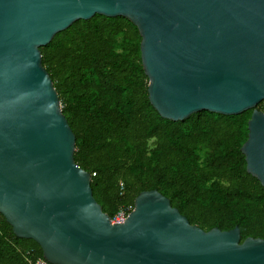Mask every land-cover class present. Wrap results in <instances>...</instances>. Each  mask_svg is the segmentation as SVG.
Returning <instances> with one entry per match:
<instances>
[{"label": "water", "instance_id": "obj_1", "mask_svg": "<svg viewBox=\"0 0 264 264\" xmlns=\"http://www.w3.org/2000/svg\"><path fill=\"white\" fill-rule=\"evenodd\" d=\"M93 14L136 26L160 117L251 109L240 151L264 187V0H0V214L13 234L50 264H264V239L205 231L156 189L121 222L94 200L38 49Z\"/></svg>", "mask_w": 264, "mask_h": 264}, {"label": "trees", "instance_id": "obj_2", "mask_svg": "<svg viewBox=\"0 0 264 264\" xmlns=\"http://www.w3.org/2000/svg\"><path fill=\"white\" fill-rule=\"evenodd\" d=\"M139 41L126 17L93 14L38 48L92 197L111 219L119 209L127 214L138 192L156 189L205 231L236 226L239 242L264 239V187L245 171L240 151L251 109L160 117L147 98ZM255 107L262 110L264 101ZM36 258L39 245L16 237L0 214V264Z\"/></svg>", "mask_w": 264, "mask_h": 264}, {"label": "built area", "instance_id": "obj_3", "mask_svg": "<svg viewBox=\"0 0 264 264\" xmlns=\"http://www.w3.org/2000/svg\"><path fill=\"white\" fill-rule=\"evenodd\" d=\"M126 216L125 211L122 209H119L113 216V218L110 219L111 222H121L123 221L124 217ZM31 264H48V262L43 258H36L31 262Z\"/></svg>", "mask_w": 264, "mask_h": 264}]
</instances>
